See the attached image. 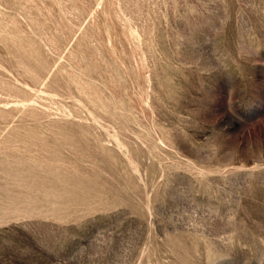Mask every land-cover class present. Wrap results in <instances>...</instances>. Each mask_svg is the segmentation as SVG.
<instances>
[{
  "label": "rangeland",
  "instance_id": "1",
  "mask_svg": "<svg viewBox=\"0 0 264 264\" xmlns=\"http://www.w3.org/2000/svg\"><path fill=\"white\" fill-rule=\"evenodd\" d=\"M0 264H264V0H0Z\"/></svg>",
  "mask_w": 264,
  "mask_h": 264
}]
</instances>
